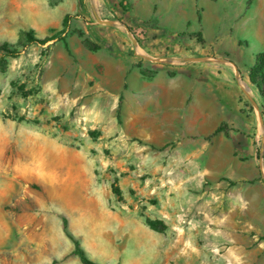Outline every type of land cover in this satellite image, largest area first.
<instances>
[{
  "label": "rangeland",
  "instance_id": "374dc122",
  "mask_svg": "<svg viewBox=\"0 0 264 264\" xmlns=\"http://www.w3.org/2000/svg\"><path fill=\"white\" fill-rule=\"evenodd\" d=\"M132 2L135 0H0V200H4V210L34 213L38 221L49 214L45 222H50L54 243L51 256L45 261L81 264L73 254V243L55 223L58 209L53 205L54 199L39 181L25 176L27 140L20 133L31 129L44 131L76 148L80 162L94 165V171H87L92 185L80 206L94 210L95 203L90 200L93 197L98 199L99 206L92 215L70 216L68 220L69 230L93 261L264 264V185L254 192L247 191V184L237 186L231 180L213 190L170 188L157 185L159 181L144 185L151 171L140 165L134 149L135 143L141 146L144 141L127 139L130 147L126 154L125 139H120L124 122L118 118H81L76 107L66 102L63 105L50 93L52 89L87 84L86 76L76 71L80 57L76 47L94 48L92 38L98 24H116L127 35H132L136 28L142 29L143 40L135 41L143 49L155 39L166 38L170 41L164 45L165 55H160L162 64L182 67L186 60L206 58L202 63L210 67L230 66L235 70L240 114L247 121L254 114L261 119L255 148L258 152L263 150L260 167L264 175V93L248 78L257 56L264 53V0H218L206 9L188 10L185 17L176 18L175 22H166L164 14L156 11L151 18L146 11L134 10ZM67 15L70 18L64 27ZM153 28L159 32L155 33ZM33 40L48 41L40 44ZM7 49L20 53L10 56ZM146 53L143 50L145 56ZM224 129L234 131L228 124ZM244 132L253 136L248 128ZM174 144L168 143L169 147ZM167 147H158L159 163L171 161ZM121 161L126 162L129 170L118 167ZM126 176L133 179H125ZM135 178L137 186L132 184ZM112 186L120 189V196L114 194ZM238 189L240 197L236 200L231 191ZM124 208L142 221L139 237L146 243L157 242V251H141L137 245L140 239L132 232L134 228L124 220ZM59 217L63 223V216ZM146 218L161 220L168 229L149 233ZM59 234L70 247L59 239ZM54 250L66 256L55 260ZM12 253L1 251L0 264H25L22 259L17 262Z\"/></svg>",
  "mask_w": 264,
  "mask_h": 264
},
{
  "label": "crops",
  "instance_id": "0c3cea01",
  "mask_svg": "<svg viewBox=\"0 0 264 264\" xmlns=\"http://www.w3.org/2000/svg\"><path fill=\"white\" fill-rule=\"evenodd\" d=\"M217 2L135 0L132 5L134 10L146 11L151 18L156 11L164 14L166 22H175L176 18L185 17L188 10L206 9L208 4L212 6ZM94 29L97 32L92 38L94 48L76 47L80 55L76 71L78 75L86 76L87 84L52 89L50 93L63 105L66 102L68 106L76 107L81 118H118L124 122L120 139H125L126 154L130 147L127 139L144 141V145H134L140 165L151 171L144 185L159 181L157 185L170 188L188 186L213 190L231 180L237 186L247 184L248 192L264 185L260 167L263 150L258 152L255 148V134L259 133L261 119L259 114H254L247 121L245 115L240 114V88L234 69L230 66L210 67L202 63L206 58L186 60V66L182 67L162 64L160 55H165L167 46L164 45L170 40L155 39L143 49L132 35L124 34L116 24H98ZM153 31L159 32L156 28ZM143 50L147 51V56ZM223 124H228L234 131L220 129ZM246 128L252 131V137L244 132ZM108 135L106 130L105 136ZM20 137L27 140L25 176L39 181L54 199L53 205L58 209L55 216L58 229H63L59 215L67 220L92 215L99 206L98 199H90L95 208L89 211L80 206V201L88 197L92 180L87 171H94V165L80 162L76 148L44 131L26 130ZM170 142H175L173 147H169ZM164 145L171 151V161L159 163L157 150ZM118 167L129 170L125 161L119 162ZM157 171L162 174L159 176ZM125 179L133 177L126 176ZM132 182L137 186L138 178ZM231 192L232 198L238 200L239 189ZM3 201L0 200V252L11 251L17 262L22 259L25 264H49L45 259L51 256L54 239L50 222L45 220L50 215L41 216L42 221H38L34 213L4 210ZM122 214L140 239L137 245L141 251H157V242L146 243L139 237L142 221L132 217L133 213L126 208ZM146 229L149 233H157L148 225ZM59 239L70 247L62 234ZM58 252L54 250L55 260L66 256L58 255Z\"/></svg>",
  "mask_w": 264,
  "mask_h": 264
},
{
  "label": "trees",
  "instance_id": "16d2710c",
  "mask_svg": "<svg viewBox=\"0 0 264 264\" xmlns=\"http://www.w3.org/2000/svg\"><path fill=\"white\" fill-rule=\"evenodd\" d=\"M69 18H70L69 15L65 17L64 22H63L64 27H67ZM33 41L36 43L45 44L48 40H33ZM6 53L10 56L15 57L19 55L20 52L17 50L7 49ZM249 77H250V81L252 82V84L256 85L260 89L261 93H264V53H261L257 56V63L255 66H253L250 69ZM224 127H226V124H223L220 127V129H223ZM112 189H113L114 194L120 196L121 191L119 188L112 186ZM145 220H146L147 225L154 231L163 233L168 229V226L161 220H153L150 218H146ZM63 229H64L65 235L73 243V246H74L73 254L79 258L81 264H99L93 261L87 255L80 241L69 230L68 220L65 217H63Z\"/></svg>",
  "mask_w": 264,
  "mask_h": 264
},
{
  "label": "built area",
  "instance_id": "2783aa9c",
  "mask_svg": "<svg viewBox=\"0 0 264 264\" xmlns=\"http://www.w3.org/2000/svg\"><path fill=\"white\" fill-rule=\"evenodd\" d=\"M132 36L133 38H135V40H143L144 38V33L142 29L136 28L134 30H132Z\"/></svg>",
  "mask_w": 264,
  "mask_h": 264
},
{
  "label": "water",
  "instance_id": "95a60500",
  "mask_svg": "<svg viewBox=\"0 0 264 264\" xmlns=\"http://www.w3.org/2000/svg\"><path fill=\"white\" fill-rule=\"evenodd\" d=\"M104 23H107V24H109V22H104Z\"/></svg>",
  "mask_w": 264,
  "mask_h": 264
}]
</instances>
